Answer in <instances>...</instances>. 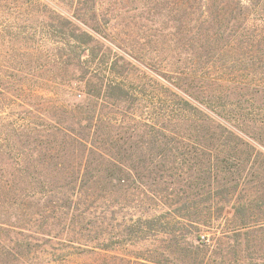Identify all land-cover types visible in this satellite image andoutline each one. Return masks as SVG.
I'll use <instances>...</instances> for the list:
<instances>
[{"label":"trees","instance_id":"trees-1","mask_svg":"<svg viewBox=\"0 0 264 264\" xmlns=\"http://www.w3.org/2000/svg\"><path fill=\"white\" fill-rule=\"evenodd\" d=\"M170 1L182 12L165 44L188 45L190 62L203 57L205 66L201 72L181 67L175 75L187 80L166 86L100 40L96 32L105 28L98 16L87 30L40 1L0 0V188L10 206L26 211V199L45 200L64 233L74 226L88 236L94 231L100 241L94 248L113 251L162 234L191 254L192 264H208L200 248L210 250L221 238H244L247 247L264 233V0ZM46 61L79 72L59 82L62 99L45 89ZM184 89L201 92V99ZM219 111L246 131L220 119ZM113 192L132 193L139 205L143 195L165 208L111 217L109 227L96 231V202ZM36 214L40 225L50 217L33 213L32 223ZM2 229L1 241L8 237ZM195 234L197 244L188 241ZM17 238L1 243L0 255L40 264L20 259L25 252L37 257L40 245L31 236ZM53 238L67 248L76 241L50 235L53 254L68 256ZM148 250L98 264H168ZM243 257L241 264L251 259Z\"/></svg>","mask_w":264,"mask_h":264},{"label":"rangeland","instance_id":"rangeland-1","mask_svg":"<svg viewBox=\"0 0 264 264\" xmlns=\"http://www.w3.org/2000/svg\"><path fill=\"white\" fill-rule=\"evenodd\" d=\"M28 1L31 2L32 0ZM37 1L42 2V4H45L54 12L72 19L78 26L87 30L91 24L94 25V17L98 16L101 19L102 27L105 28L104 32H96V35L100 40H102L106 46H110L117 53L122 54L125 58L137 63L142 70L146 71L149 75H153L166 86L178 84L182 80H187L183 76L175 75L180 68L185 65H190L191 68H195L200 72L204 69L203 67L205 64L203 57H201L200 60L195 58V65L192 64L193 61L190 62L189 55L185 52V49H188L187 47H189L188 45L177 46L165 44L171 39L170 33L173 31L175 23L173 19L180 16V12H182V10H180L179 13L173 11L171 9L170 0H153L160 2V6L157 5L158 2L143 5L144 2H141V0L140 2L138 0H99V2L94 4L89 0H82L81 2L78 0ZM229 4L235 6L237 3L231 1ZM244 4L246 5V3ZM244 11L247 12V8H245ZM183 12L185 11L183 10ZM187 12L188 9H186V13ZM48 46H51L50 43H48ZM197 53L199 54V51ZM137 59L151 67L153 72L140 65V63L136 61ZM50 62L53 61L44 62L45 65L47 64L46 70L42 71L44 80L47 79L44 86L48 91H55V99H62L63 96L59 89V82L64 78L66 79L70 77V79H73L72 76H78L79 72L73 64H67L65 67V65L58 66L56 64H50ZM66 62L69 61L66 60ZM204 75L205 74H203V76ZM200 82H202V80ZM184 90L192 95H199L197 97L201 99V92H194L196 90L192 89ZM209 91L211 90H205V92ZM47 93L48 96H54L53 92ZM68 97L72 100L75 99L74 101H82L83 99L78 97L73 98V96ZM48 110L51 115H56V107L49 108ZM218 117L223 120L227 119L229 124L239 132L245 130V128L240 126L235 127L237 122L232 119L228 120L229 118L224 112L219 111ZM249 133L252 135L251 132ZM1 167L2 166L0 165V168ZM2 174L4 173L0 169V175ZM131 194L132 193H127L126 195H123L120 194V192H113L107 199L98 200L96 204L101 207L95 208L94 210L96 211V209H99V212L97 213L98 216L91 217L92 221H94L93 224L98 228L94 226L91 227L96 229V231H101L109 227L107 223L110 222L109 220L111 217H121L127 214H134L135 216L143 215L146 217L151 216L156 212H161L165 208L161 205L156 206L151 204V200L143 195H141L142 203L139 205L137 204L135 196ZM7 195L8 194L3 192L0 188V228H3L2 232L6 235L8 234V237L12 238L14 241L18 239L17 237L22 239V236H31V240L41 247V252L37 254V257H34L33 255L30 256L25 252L24 255L20 257L24 263H27V261L30 260L29 263L38 261L40 264H98L112 255H119L125 258L133 257V255L138 254L150 255L148 249H155L158 251V257L162 260L166 259L168 264L194 263L193 260H191V254L188 256L187 254H183L176 250L173 237L164 236L162 234L158 236L157 240L127 245L113 251H103L99 248H94L93 246L100 242L96 238H93L95 237L94 231L88 236V231L81 232L80 227L74 226L72 232L68 234L64 233L65 225L59 222L60 220L53 218V215H55L56 212L45 207L47 206L45 204H48L45 200L41 201L37 197L36 199H26L24 201V207L30 208L29 211H26L19 208L18 205L10 206ZM124 202L130 203L131 207L125 205ZM134 205L137 207L134 208ZM153 206L155 207L153 208ZM43 209H46V211L43 212ZM225 211V216L230 217L229 208H226ZM113 212H115L114 215ZM33 213L41 215L49 214L50 217L41 222L40 225L39 222L42 218L38 217L37 214L34 216L37 217L39 221L34 223L31 222L32 218L30 217H32L31 214ZM101 221H106V224L102 225ZM218 223H222V220ZM50 235L68 237L76 241L74 248H67L65 242L53 238L52 241L55 243L54 246H57L64 251L67 250L68 253L70 252L68 256L61 258L59 255L63 252L62 250H59L61 252L53 254L54 249L47 245L50 243L48 241ZM257 236H260L261 239L258 241L252 240L253 243L247 247L246 242L242 241L244 238H239L238 240L217 239L216 243H213L215 247H211L210 250H207V248H200V254L198 255H207L209 257V260L206 261L208 264H241V261H239L241 255L244 256L243 258H246L247 256L251 258L250 260L245 259L247 264H250L252 261V264H264V233H257L256 237ZM8 237L3 241L0 240V244L2 243L3 245V242H8ZM91 237L93 240H89ZM188 241L197 244L198 239L196 238V234L189 236ZM0 264L19 263L17 261L14 262L11 257L8 258L5 255H0Z\"/></svg>","mask_w":264,"mask_h":264}]
</instances>
